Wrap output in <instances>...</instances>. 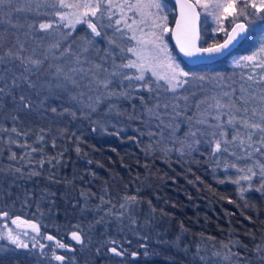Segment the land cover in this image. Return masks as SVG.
<instances>
[{"label":"trees","instance_id":"obj_1","mask_svg":"<svg viewBox=\"0 0 264 264\" xmlns=\"http://www.w3.org/2000/svg\"><path fill=\"white\" fill-rule=\"evenodd\" d=\"M65 2L72 4L70 0ZM78 2L80 0H75L71 6L75 7ZM163 3L168 9L165 15L170 26L173 6L169 0ZM23 6V0H12L11 5L0 6V54L17 47L18 41L30 51L41 43L40 37L45 34L27 37V24L33 20L56 19L51 10L49 15L40 17L16 11ZM197 9L200 45L222 40L224 31L218 29L228 30L232 17H226L220 10L218 22L200 6L197 5ZM240 20L244 22L243 18ZM250 20L244 40L225 57L211 63L184 64L175 54L168 32L164 34L168 51L182 69L206 77L219 74L224 79L190 82L176 92L166 91L164 87L149 92L137 90L138 81L109 77L111 90L128 94L109 97L104 90L89 91L86 87L91 79L88 69L104 64L109 72L113 70L112 57L102 59L105 49L110 47L108 39L122 44L125 49L129 47L124 35L105 27L101 29L102 35L94 38L90 51L81 55L82 64L77 67H82L84 72L74 77L80 87L62 78L57 80L52 75L54 68L49 69L46 62L39 70L32 69L27 74L36 84L34 89L23 83L12 89L17 99L24 94L31 100V111H15L12 96L4 95L2 111L7 118L0 117V125L8 129L16 127L21 135L0 132V211L9 213L7 220L19 216L21 221L36 224L40 229L37 239L47 247L10 250L0 245L5 249L0 251V264H61L51 258L55 241L47 240L48 235L72 249H55L57 255L67 257L64 264H264V193L256 191L260 180L254 177L251 187L247 181L237 185L233 181L242 173L225 168L226 161L240 167L248 166L251 161H237L228 153H218L213 158L207 142L210 136L198 134L200 143L192 150L186 147L191 141L185 140V133L189 131L186 118L198 113V101L207 98L214 103L212 98L219 97L227 103L224 92L235 90L236 98L241 96V86L251 83L247 81L251 68L233 65L234 57L251 54L264 40V19L250 17ZM14 24L24 27H13ZM213 29L217 32L212 33ZM86 32L90 30L78 24L63 47L75 42L73 50H78ZM56 38L62 39L58 33ZM49 39L45 38V45ZM122 59L126 63L130 53L125 51L123 57L117 56L116 63H121ZM55 63L64 64L65 61ZM18 64L13 61L0 65V71L11 69L7 73L9 84L13 75L24 73ZM122 71L132 74L128 69ZM146 78L154 81L149 75ZM129 83L133 87L129 88ZM3 86L0 82V87ZM81 92L85 93L83 97L79 95ZM73 96L77 99H72ZM97 97H102L98 103ZM236 102L237 105L241 103ZM89 103L95 106L94 112L86 107ZM157 104L160 107H155ZM52 108L57 112L53 113ZM65 108L75 112V118L65 113ZM149 108L153 112H148ZM205 108L207 104L201 105L199 111ZM211 112L214 115L215 109ZM9 113L19 119L13 121ZM208 120L216 123L211 116ZM196 127L201 132L212 131L206 125ZM226 132L230 140L234 130L227 127ZM38 136L44 139L40 141ZM10 139L16 143H10ZM182 143L185 144L183 149ZM33 148L35 152L31 151ZM168 149L170 151L165 154ZM234 150L237 155H243L239 148ZM13 153L15 160L10 159ZM16 168L21 171L16 172ZM240 187L246 191L241 193ZM129 196H136L137 202L120 216L124 211L120 205L126 203L125 197ZM73 231L82 233L84 245L72 239ZM113 239L119 248L126 250L124 257L108 253L111 245L106 242ZM257 246L261 251H257ZM42 251L45 255H41ZM146 251L148 256L144 255ZM133 252L138 253L135 259L131 256ZM226 256L230 258L225 259Z\"/></svg>","mask_w":264,"mask_h":264},{"label":"snow or ice","instance_id":"obj_2","mask_svg":"<svg viewBox=\"0 0 264 264\" xmlns=\"http://www.w3.org/2000/svg\"><path fill=\"white\" fill-rule=\"evenodd\" d=\"M181 6V18L177 20L176 26L179 29V35L176 31H172V35L177 38V44L180 51L184 53L187 57H192L194 55H207L215 56L221 54L223 51L229 48L234 41H236L242 34L247 32L248 26L251 23L250 17H255L256 19H264V0H195V3H190L189 0H177ZM5 4L11 5L12 0H0V6ZM200 6L210 15L217 18L218 22L220 17L217 13L223 9L225 16H230L232 19L229 21L230 24L234 25L231 31H227L221 27L220 31H224L226 39L223 43H214L209 47H198L196 41L200 39L199 34L195 30L194 21L199 15L195 11L196 6ZM65 0H24V6L17 8V12L27 11L34 13L35 16L40 17L42 15H49V10L51 14L56 17V19L45 20H33L31 23L27 24L28 32L25 35L29 38H35L39 33H44L45 36L40 37L41 43H37L30 51L26 48L23 42H17L18 46L14 48L6 49L3 54H0V65L6 63H11L13 61H18V67L24 69V73L20 76L13 75L11 77V83H8L7 73L11 69L5 68L0 71V82H3L4 86L0 87V117L7 118L3 113L4 108V95L12 96V102L16 105L15 111H31L32 102L24 94H20L18 99L12 94V89L19 88L21 83L27 84L29 89H34L36 84L29 79V75L32 69L39 70L46 62L48 63V68L53 69L54 73L52 75L57 79H63L64 81L70 82L76 87H80L79 82L74 78L76 74L84 72L82 67H77L81 65V55L87 53L94 45V38L100 37L102 35L101 29L113 28L115 33H120L121 36L125 35L122 30V25L124 29L131 32V36L128 38L130 41H135L133 46L127 47L125 49L122 44L116 43L113 39H108V44L110 47L105 49V57H112L113 60V70L109 72V69L104 66V64H95L92 68L88 69L91 73V79L88 81L86 87L89 91H99L104 90L107 96H126L128 93L126 91L116 92L111 90V79L109 77H121L122 80H127L129 82L135 80L140 83L136 84L137 90H147L149 92L154 91L164 87L166 91L176 92L179 88H184L185 85L194 81H205L209 79H224L223 76L217 74L216 77H206L204 75H197L195 73H190L185 71L176 63L172 56L168 52L167 44L164 41V34L169 32L167 24V16L164 15V3L163 0H120L119 3L116 0H80L75 7L80 10L76 19L73 21L68 12L63 11V9L69 8ZM127 12H131L133 17H139V19H133L127 16ZM117 10H119V18L117 17ZM254 10V11H252ZM241 18H243V23H238ZM107 20L108 23L105 24L104 21ZM114 20V25H113ZM131 20V23L128 21ZM86 25L90 33L86 32L83 38V44L79 46V49L74 51V44L68 47H63V44L72 35V32L76 30V25ZM13 27H24V25H12ZM135 26V27H133ZM63 29H69V31L64 32ZM137 32L140 33L137 36ZM59 34L62 39L56 38V34ZM50 38L48 42H43L45 38ZM182 37V39H181ZM111 46H114L111 47ZM114 49H119L115 51ZM148 50L149 55L144 56L142 53ZM125 51L131 53L136 59H128L127 63L121 60V63H116V57H123ZM57 53H59L57 55ZM69 58H71V65H69ZM64 60V64L55 63L57 61ZM235 67L240 68H251V74L247 75V81L251 83L247 86H241V96L234 98V91L224 92L223 97H227V103H225L222 98L213 97L214 103L208 102L207 98L205 100L198 101L196 104L198 113H194L193 116L187 117L189 124V131L185 133V140H190L191 142L186 144L189 150H192L194 145L200 143L197 139L198 134L200 136H210L207 141L211 149V155L213 158L217 157L218 153H228L230 156L235 157L237 161L245 159L251 161V163L246 167H240L234 162H225V168L236 169L237 173H242L239 178L233 183L240 185L241 181L249 182L248 186H252V181L254 177H258L260 180V186L256 191L264 193V40L259 42V46L249 55L241 56L233 61ZM123 69H135L137 74H126ZM257 69L259 71H257ZM150 72L151 77L154 81L148 80L146 78V73ZM103 74V75H101ZM163 82L161 84L160 82ZM153 83L155 88H153ZM129 88L133 87L131 83L128 85ZM8 89L7 93L5 89ZM80 97H83L85 93L81 92ZM102 97H97L96 102L98 103ZM72 99H77L73 96ZM91 99V97H89ZM143 99V98H141ZM186 99V97H185ZM237 100L241 103L237 105ZM207 104L202 112L201 105ZM91 111H95V106L91 103L86 105ZM155 107H160L157 104ZM164 107H167L165 104ZM215 109V114L213 115L211 110ZM53 113L57 112L56 108H52ZM148 112H153L152 108L147 109ZM65 113H69L75 118V112H69V109H64ZM62 114V113H61ZM179 115V114H178ZM8 116L13 121H17L19 117L17 115L9 113ZM208 116H211L215 124L209 123ZM160 119L159 116L156 117ZM226 118V119H222ZM163 123V122H161ZM196 125H206L209 129H212L210 133L201 132V130L196 127ZM168 127H172L168 125ZM231 127L234 130V134L231 135V139L227 138L228 133L226 128ZM96 131V128H93ZM0 132H11L15 133L17 136L21 133L16 127L11 129L5 128L0 125ZM27 135V133H23ZM150 135H152L150 133ZM161 135L163 133L161 132ZM43 136H38V140L42 141ZM10 143H16L15 140L9 141ZM27 146V145H21ZM233 150H230V147ZM55 147V144H53ZM185 147L182 143L181 149ZM239 148L243 155H237L234 149ZM181 149H178L180 151ZM31 151L35 152L36 149L33 148ZM76 151L79 153L80 149L77 148ZM165 151V154H167ZM23 158V157H22ZM10 159L15 160L16 156L13 153ZM51 162V161H49ZM44 161H41L43 165ZM16 172H20L21 169L16 168ZM33 175H38V173L33 172ZM246 191L244 187H240V192ZM103 202V197L101 198ZM126 203L120 205L124 210L119 215L123 216L125 212H129L131 205L137 202L136 196L125 197ZM10 215L6 211H0V219L7 220ZM19 222V223H18ZM99 222V221H98ZM12 223L20 227L21 223L29 224V227L39 235L40 229L36 224H31L28 221H21V218L17 216L12 220ZM7 227V225H5ZM22 235L27 236L28 233L24 232ZM21 233L13 234L12 230L9 229L7 234L0 232V239H7L10 244L14 245L17 249H28L29 245L20 239ZM72 239L76 243L84 245V239L82 238V233L78 231H73L71 233ZM47 240L55 241V247L52 249V259L55 261L64 262L67 257L64 255H57L55 249H68L71 251L68 245L61 243L54 236L48 235ZM111 245L107 248L108 253H111L115 257H124L126 250L118 247V242L116 240H110L106 242ZM37 244L41 250L47 247L45 244L40 243L39 240H35L32 244V248H36ZM141 247H144L143 245ZM227 247V245H223ZM0 251H5L4 248L0 247ZM257 251H261L260 247L257 246ZM100 249H97V253ZM230 252V250H229ZM41 255H45L42 251ZM148 256L147 251L144 253ZM218 255V253L216 254ZM230 255H238L235 253H230ZM133 259L138 256V253H131ZM226 256L225 259H229ZM201 259H204L201 257Z\"/></svg>","mask_w":264,"mask_h":264},{"label":"rangeland","instance_id":"obj_3","mask_svg":"<svg viewBox=\"0 0 264 264\" xmlns=\"http://www.w3.org/2000/svg\"><path fill=\"white\" fill-rule=\"evenodd\" d=\"M24 1V0H23ZM71 3L73 4V2H75V0H70ZM120 0H118L117 3H119ZM193 2L195 3V0H193ZM72 4H68L70 5L69 8L67 9H64V11L68 12L70 18L74 21L76 19V16L78 15V12L80 10H78L76 7H72L71 5ZM164 15L166 14V12H168V9L166 6H164ZM223 11V9H221ZM126 13H127V16L129 17H132L133 19H139V17H133V14L131 12H127V9L124 10ZM116 18H119V10H117V17ZM114 22V21H113ZM128 23H131V20L128 21ZM78 25V24H77ZM76 25V26H77ZM83 28H87L86 25H82ZM122 27V30L124 31L125 33V37L126 39H128L130 36H131V32H129L127 29H124L123 28V25L121 26ZM135 27V26H133ZM170 26L168 25V28ZM69 30V29H68ZM218 31H220V29H218ZM212 33L214 32H217V29H213L211 30ZM140 33L137 32V36H139ZM129 43V47L130 46H133L135 44V41H130L128 39L127 41ZM169 52V51H168ZM144 56H147L149 55V52L148 50H145L143 53H142ZM169 54L172 56L173 60L178 63V61L174 58V56L169 52ZM130 59H136L135 56H133L131 53H130ZM233 59H237V58H233ZM232 59V60H233ZM127 63V62H126ZM179 64V63H178ZM180 65V64H179ZM181 67V66H180ZM130 71V73L132 74H137L136 73V70L135 69H128ZM146 75H149L151 77V73L150 72H147ZM153 78V77H152ZM154 79V78H153ZM19 223V222H18ZM5 225H7V227H5ZM11 229L13 234L15 235L16 233H21V236H20V239H22L25 243H27L29 245V249H31L32 247V244L34 243V238L35 240H38L37 239V236H36V232L33 231L30 227H29V224H25V223H21L20 224V227H17V225L13 224L12 223V220H5V219H0V232L4 233L5 235L7 234L8 230ZM24 232H27L28 235L27 236H24L22 235ZM0 245L3 246V247H8L10 250H24L23 248L21 249H17L15 248L14 245L10 244L9 241L7 239H0ZM37 248L39 249V245L37 244Z\"/></svg>","mask_w":264,"mask_h":264},{"label":"water","instance_id":"obj_4","mask_svg":"<svg viewBox=\"0 0 264 264\" xmlns=\"http://www.w3.org/2000/svg\"><path fill=\"white\" fill-rule=\"evenodd\" d=\"M172 3L173 6V12H174V17H173V21L169 27L170 31L168 32V36H169V41L170 44L175 52V54L177 55V57L186 65H195V64H203V63H211L214 62L218 59H221L223 57H225L229 52H231L234 48H236L246 37L247 32H245L244 34H242L236 41L233 42V44H231L229 46L228 49H226L225 51H223L221 54L219 55H215V56H207V55H194L192 57H187L184 55V53H182L180 51V48L177 44V38L174 37L172 35V31H176L177 35H179V29H177L176 26V22L178 19L181 18V6L180 4L177 2V0H169ZM190 3L194 2L192 0H189ZM195 11L199 13L197 6L195 8ZM199 20H200V15H198L194 21V25H195V30L196 32L199 34ZM238 23H243V21L239 20L237 21ZM234 27V25H230V27L228 28L227 31H231V28ZM200 36V34H199ZM182 39V37H181ZM226 39L225 35L223 37L222 40H220L217 43H223V41ZM196 44L198 47H209L210 45L207 46H201L200 45V39L198 41H196ZM212 45V44H211Z\"/></svg>","mask_w":264,"mask_h":264}]
</instances>
